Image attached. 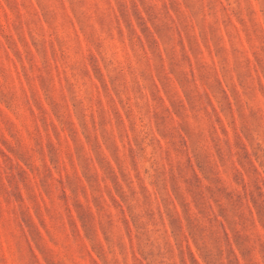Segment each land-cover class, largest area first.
I'll return each instance as SVG.
<instances>
[{
	"label": "rangeland",
	"instance_id": "374dc122",
	"mask_svg": "<svg viewBox=\"0 0 264 264\" xmlns=\"http://www.w3.org/2000/svg\"><path fill=\"white\" fill-rule=\"evenodd\" d=\"M0 264H264V0H0Z\"/></svg>",
	"mask_w": 264,
	"mask_h": 264
}]
</instances>
